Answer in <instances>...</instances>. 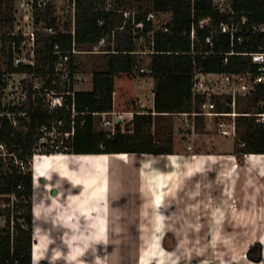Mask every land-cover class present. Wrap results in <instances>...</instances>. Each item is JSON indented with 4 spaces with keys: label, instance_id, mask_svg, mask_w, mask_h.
<instances>
[{
    "label": "crops",
    "instance_id": "1",
    "mask_svg": "<svg viewBox=\"0 0 264 264\" xmlns=\"http://www.w3.org/2000/svg\"><path fill=\"white\" fill-rule=\"evenodd\" d=\"M135 88L136 114L155 117L154 80L138 75ZM175 114L192 129L171 152H73L33 165V264L53 242L75 257L97 249V261L77 264H264V153H242L238 127L221 132L216 121L235 116H205L201 125L191 112L163 115ZM124 153L136 156L119 159ZM256 242L259 262L247 255Z\"/></svg>",
    "mask_w": 264,
    "mask_h": 264
},
{
    "label": "trees",
    "instance_id": "2",
    "mask_svg": "<svg viewBox=\"0 0 264 264\" xmlns=\"http://www.w3.org/2000/svg\"><path fill=\"white\" fill-rule=\"evenodd\" d=\"M13 6V0H0V28L13 25ZM129 7L138 10L136 21L144 22V27H136L131 17H125ZM151 9L172 10V18L167 25L169 30H156L153 38L149 69L155 80L154 111L157 115L154 117L152 112L135 114L134 133H126L117 128L113 135L104 130L97 131L92 114L79 115V122L83 118L85 122L78 123L74 153L171 152L170 146L161 144L150 131L145 130L146 124L154 123L157 117L165 113L201 111L206 96L193 90L195 62L200 63L206 72H240L248 66L254 67L248 57L243 55L232 54L226 63L223 53H213L204 59L198 53H191L193 26L199 37L196 51L210 48L220 52L233 49L238 52L254 51L264 45V34L253 33L251 28L252 23L264 22V0H235L232 14L216 11L212 0H152L151 6H144L143 0H115V7L111 10L99 7L97 0H78L75 36L70 31L46 34L42 39L45 48L41 51L42 57L48 59L56 43L63 49H71L75 41L77 47L89 46L88 50H91L106 36L109 42H114V45H108L110 52L104 54L107 57L106 68L94 72L93 89L76 92L75 102L79 110H137L139 97L135 92V80L138 75L145 73H140V52L136 41L154 29L153 20L148 19ZM244 15L248 21L239 33L244 39L243 43L235 39L233 44L230 34L226 33L215 35L213 46L205 43L206 36L221 21L232 18L239 21ZM101 19L103 23L99 22ZM7 62L8 71L32 70L31 67L15 68L10 52L7 53ZM72 69H76L73 61ZM254 93L253 104L264 99V85ZM231 100V97L227 101L219 100L218 109L231 110V106L225 104ZM257 110H243L241 112L250 114H241L236 119L239 139L244 144L240 149L242 153H264V122L253 114L264 111V107L258 106ZM48 120L50 116L44 111H33L32 125L28 132L20 131L4 121L0 126V142L6 143L18 158L28 161L33 152L36 129ZM101 142H104L105 147L101 146ZM12 160L6 161L0 156V195L8 196L9 202L5 206L0 203V216L8 215L6 224L0 228V264H33L34 172L30 165L27 171H20ZM5 164L7 166L3 168ZM247 255L253 261H261L263 244L256 242L251 245Z\"/></svg>",
    "mask_w": 264,
    "mask_h": 264
},
{
    "label": "built area",
    "instance_id": "3",
    "mask_svg": "<svg viewBox=\"0 0 264 264\" xmlns=\"http://www.w3.org/2000/svg\"><path fill=\"white\" fill-rule=\"evenodd\" d=\"M75 6L74 28L70 31L75 36L76 22H77V1L70 0ZM16 11L14 15V26L11 30L4 32L6 35L7 53L12 55V63L15 68L31 67L30 71H8L7 66L5 71L0 74V126L4 121H8L14 128L28 132L32 125V112L35 110H42L50 116V120L38 125L33 143V152L29 160L18 158L15 152L11 151L8 145L0 142V156L4 160H12L13 164L18 167L20 171H27L29 165H33L42 160V158L51 155L69 154L70 150L74 148L75 137L77 133L78 123L83 124L85 118L79 122L78 116L85 114H92L93 116H102V124L105 126L104 131L109 132L110 135L115 134L117 130L116 124L120 120L133 121L136 111H119V110H105V111H90L79 110L75 102V94L77 91L83 89H76L77 84H83L88 80V76H77L76 69H72V61L74 62V53L81 50L77 48L76 42H73L71 49H63L59 43H56L51 51V60L49 67L48 78L45 79L39 72L38 65V42L39 29L38 24L44 20H48V15L53 14V6L56 4L55 0H16ZM108 3L111 0L107 1ZM214 9L221 13H233L235 0H212ZM111 4V3H110ZM104 10H111L112 4L103 8ZM126 18H132L136 27H144V22L136 21V14L126 13ZM153 14L148 15V19H152ZM248 21L246 15L241 20L236 21L232 18L229 21H221L216 25L210 33L206 36L205 43L213 46L214 37L220 33L230 34L232 43L235 39L239 43H243L242 31L243 24ZM103 23L104 20H99ZM164 31H168V22H166ZM253 33L264 34V22H255L251 25ZM61 30L49 31L50 33L60 32ZM239 36L237 37V35ZM192 51L193 54H200L203 59L213 53L225 54V62L229 61V56L238 54L247 56L254 66H248L246 70L240 72H206L200 66V63L195 62L194 85L195 93L205 95L206 97H213L218 93V84L225 83L228 92H233L234 98L231 102H227L232 106V110L225 109H208L199 112H191L195 115L217 116L224 117L228 115L236 116L241 114H250L236 111L237 92L244 94H252L258 87L264 85V45L260 46L258 50L254 51H232L220 52L213 48L208 50L196 51L195 45L199 41L196 28L191 29ZM105 42L102 38L99 44L93 46L91 50H84L88 52H102L100 44ZM75 64V63H74ZM8 65V62H7ZM144 70V69H142ZM63 101H60V99ZM211 101V100H210ZM207 100L203 103L211 104ZM260 106L264 107V99L259 101ZM113 116H110V115ZM260 116L261 121L264 122V111L256 112ZM114 122L111 127L109 124ZM115 125V127H114ZM221 132L229 135L236 133V120L227 124L222 120L219 123ZM101 146L105 147L104 142ZM6 164L3 168H6ZM15 198V196H13Z\"/></svg>",
    "mask_w": 264,
    "mask_h": 264
},
{
    "label": "rangeland",
    "instance_id": "4",
    "mask_svg": "<svg viewBox=\"0 0 264 264\" xmlns=\"http://www.w3.org/2000/svg\"><path fill=\"white\" fill-rule=\"evenodd\" d=\"M108 0H97V3L99 7L102 9L105 7H109L112 4V8L115 7V0H111V4L107 2ZM56 4L53 6V14L51 13L48 15V20L42 21L40 24H38V29H39V42H38V65H39V72L43 75L45 79H47L49 75V67H50V60L51 57L48 59L43 58V51H41L42 48H45L43 46V36L46 34H50L51 31L54 30H61V31H66L74 28V19H75V6L73 5L72 1L70 0H55ZM144 6H151L152 5V0H143ZM13 15H15L16 11V6L18 5V2L16 3V0H13ZM126 13H132L137 14L138 10L134 8H127ZM153 14V30L150 31L146 36H140L137 38L136 45L137 49H139L140 54H138V61L141 66L140 73H145L146 78L153 79L152 75L150 74V62L152 58V47H153V38H154V32L156 30H163L165 27V23L169 22L172 18V10H167V11H158V10H152L149 12V15ZM134 22V21H133ZM14 26V23L12 26H3L0 28V74H2L7 66V45H6V35H4V32L11 30ZM50 31V32H49ZM136 34H138V31H135ZM108 45H114V42H109L108 41V36L105 37V42L100 44V48L104 51L100 52H86L84 50H88L90 47L85 46V47H77L79 50H81L78 53H74V63L76 66V71H77V76H88V80L84 82L82 85L77 84L76 89H83V90H92L93 89V75L95 70L97 69H104L106 68V61L107 57L104 55L106 52H110L108 50ZM51 55V52H50ZM249 59V58H248ZM144 69V70H142ZM139 73V74H140ZM138 77V76H137ZM154 80V79H153ZM154 86H155V80H154ZM136 89V88H135ZM155 89V88H154ZM218 93L217 95H213V97H206L207 102L210 101L211 104L207 103L206 105L201 104L200 110H208V109H218V104L217 102L219 100H224L227 101L229 98H234L233 92H228L225 83H220L218 84ZM136 92V90H135ZM136 94L139 97V94L136 92ZM255 93L252 94H244L237 92V105H236V111L241 112L243 110L247 109H252L253 111H258V106H260L259 102H255L253 104L252 101V96ZM153 95L152 91L146 92V96L148 97V100L151 98ZM60 99V98H59ZM146 100V101H148ZM60 101H63V99H60ZM64 102V101H63ZM141 103V102H140ZM137 105V109L139 108V104ZM149 103V102H147ZM225 103V102H224ZM227 105V103H225ZM254 105V106H253ZM141 107V106H140ZM142 108V107H141ZM232 108V106H231ZM145 109V108H144ZM255 115V113H253ZM195 115V114H194ZM110 116H113L112 114ZM239 116V115H238ZM238 116H235L238 117ZM190 117L193 116L190 115ZM196 120L202 124L205 122V115H196ZM225 117V116H224ZM259 120L261 121L260 116H257ZM121 117L119 116V122L116 124L117 128H120L122 131H125L126 133H134V128H135V120L133 121H128V118H125V120H120ZM187 117L186 116H180V115H163L159 116L156 118L154 123L146 124V131H150L151 134H153L154 139L157 141H161V144H164L166 146H170V143L173 142H184L186 139V142H190L189 136L187 134H183L185 132H188V129L191 128V124H187L186 121ZM218 119V118H217ZM95 120V128L98 130H103L104 125L102 124V116L95 115L94 116ZM258 120V119H257ZM79 121V120H78ZM222 120L218 119L216 121L217 126H219V123ZM193 122V121H192ZM215 122V121H214ZM262 122V121H261ZM114 122H111L108 128L113 126ZM115 127V125H114ZM112 128V127H111ZM238 133V132H237ZM205 137L200 136L198 139L202 140ZM240 135L236 136V144L238 145H243V143L240 141ZM195 140V138H194ZM195 142V141H194ZM73 150H70L69 154H72ZM69 156V155H68ZM68 156H49L43 159H56V158H63V157H68ZM82 159H91L93 157H85L81 156ZM120 159V158H119ZM122 160V159H121ZM30 167L32 170H34V166L31 163ZM33 200H35V193ZM6 195H0L1 201L0 203L2 205H7L9 202L7 200ZM14 199V198H13ZM14 202V200H13ZM11 202V204H13ZM8 219V215L5 214L3 216H0V228H2ZM14 225V222H13ZM35 241V240H34ZM105 250V248H103ZM111 248L108 247L107 250H110ZM43 253L45 254V258L43 260H40V264H44L48 259L53 261V264H77L81 260L84 262H89V263H94L97 257V249H91L88 252H84L80 256H71V254H68L70 252V249L66 247L65 245H59L57 246L54 242L50 244L49 247L43 248L42 249Z\"/></svg>",
    "mask_w": 264,
    "mask_h": 264
},
{
    "label": "bare ground",
    "instance_id": "5",
    "mask_svg": "<svg viewBox=\"0 0 264 264\" xmlns=\"http://www.w3.org/2000/svg\"><path fill=\"white\" fill-rule=\"evenodd\" d=\"M117 156L122 160H127V159L129 160V159H134L136 155L124 153V154H118ZM117 156H115V157H117ZM85 157L87 158L90 156H85ZM38 250H39V248L36 247L35 248V258L38 256Z\"/></svg>",
    "mask_w": 264,
    "mask_h": 264
}]
</instances>
